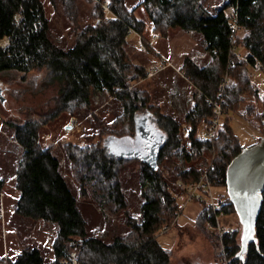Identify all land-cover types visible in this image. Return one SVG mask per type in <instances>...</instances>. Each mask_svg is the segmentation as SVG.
<instances>
[{
  "label": "trees",
  "instance_id": "1",
  "mask_svg": "<svg viewBox=\"0 0 264 264\" xmlns=\"http://www.w3.org/2000/svg\"><path fill=\"white\" fill-rule=\"evenodd\" d=\"M56 1L66 5L64 12L69 11L70 16L77 19V9L70 6L74 0H50L53 5ZM102 1L110 3L112 17H98L94 25L78 26L74 23L72 28L75 40L64 50L57 47L49 37V23L41 0H0V40L3 37L8 38L7 47H0V72L15 70L26 73L46 70L49 80L56 81L61 86L59 96L64 106L71 102L87 105L94 92L110 94L125 106L129 112V134L108 135L103 140L102 149L98 154L85 152L83 157L78 158L74 152H70V158L72 157L73 163L79 167L81 183H93L99 177L98 185L106 188L102 190L105 194L98 195L100 200L105 198L120 208H124V202L118 185L112 183L115 181L113 167L124 160L135 159L143 164L142 184H147L148 190L143 193L141 221L132 223L131 240H127L128 237H116L107 243L89 237L77 201L59 171L57 159L48 149L37 145L36 126L30 123L16 126L14 129L16 142L22 149L21 162L15 174L18 196L14 213L21 218L56 226L57 242L54 253L57 259L75 252L78 264H169L170 254L158 244L156 235L162 228L172 225L180 208L176 198L171 197L166 190L157 171L159 161L168 149L179 151L177 140H174L177 127L170 118H160L165 132L152 122L165 137L157 154L155 170L137 157L118 158L107 155L104 146L107 139H134L137 116L144 115L150 122L152 114L147 109L143 114L134 113L135 110L144 108V101L137 91L127 90L129 81L139 75L144 76L143 70L129 64L125 54L128 30L133 29L142 34V24L126 10L121 0ZM197 2L198 0H144L143 4L151 6L148 17L154 27L162 23L169 28L191 31L201 36L205 53L215 66L200 68L189 60L184 62V66L195 99L192 122L203 119L209 125L212 122L209 102L218 100L222 79H231L233 69L241 66L254 67L256 64H264V0H226L222 8L213 13L201 9ZM97 5L101 16L103 12L98 3ZM229 7L234 8L237 25L246 32L243 38V46L248 52L246 62L234 61L235 56L231 53L234 41L239 40H236L229 28L230 17L224 14V9ZM232 36L234 41H231ZM141 41L147 51H153L144 36ZM242 80L244 85L248 83L245 77ZM234 91L232 84L224 87V121H228L229 112H234L231 107ZM234 93L237 95L238 90ZM224 121L215 140L195 141L191 136L189 154H185L183 147L180 148V153L188 162L216 144L219 137L224 141V146L219 149L216 160L207 171L212 187H226L227 166L242 150L230 147L231 139L227 133L230 128L225 127ZM178 175L185 183H192L196 182L201 174L190 167L180 171ZM3 185L4 181L0 178V190ZM99 190L101 191L100 188ZM204 203H199L204 207L198 216L201 224L213 221L211 209ZM219 205L225 215L234 211L229 199L219 202ZM163 222L165 225H162ZM223 244L224 252L230 259L229 264H264V191L255 224L254 240L248 244L243 258H237L238 247L235 245L234 235L225 238ZM227 245H230V248ZM0 264L6 263L0 259ZM8 264L45 263L39 250L31 247L23 249Z\"/></svg>",
  "mask_w": 264,
  "mask_h": 264
},
{
  "label": "rangeland",
  "instance_id": "2",
  "mask_svg": "<svg viewBox=\"0 0 264 264\" xmlns=\"http://www.w3.org/2000/svg\"><path fill=\"white\" fill-rule=\"evenodd\" d=\"M121 1L126 10L142 24V34L134 31L125 38V54L129 64L144 71V76L139 75L129 81L127 86V90L137 91L144 101V108L134 113L143 114L146 109L149 110L152 114L150 122L164 132L166 130L162 128L160 118H170L177 127L174 140H177L179 151H166L159 161L157 174L170 196L176 198L180 212L169 228L164 227L158 231L156 240L161 248L169 252V264H229L230 259L224 252V241L219 236V230L212 228L208 222H199L198 216L204 207L199 203L185 202V192L177 184L178 180L188 184L179 178L178 173L190 167L199 174L207 172L216 160L219 149L224 146V141L219 137L216 144L188 162L180 153L183 147L185 154H189L191 136L195 141L204 140L200 135L208 128V123L203 119L192 122L195 99L184 62L189 60L200 68L215 64L205 54L200 35L169 28L162 23L154 27L148 17L151 6H144V0ZM225 2L198 0L197 4L207 13H213L222 8ZM41 3L49 23V37L57 47L64 50L75 40L72 28L74 23L78 26L94 25L98 17H112L111 12L99 16L96 0L71 2L72 9H77V19L71 17L69 11L64 12L67 6L61 2L56 1L53 5L50 0H41ZM231 12L232 7L224 9L227 17L231 16ZM143 36L153 51H147L144 47L141 41ZM245 36L246 32L241 28L235 34L239 41H234V47L239 58L248 56L243 46ZM7 45L8 38L3 37L0 47L6 48ZM239 58L236 56L234 61L241 62ZM162 61L172 67L147 78L146 69L151 65L159 66ZM47 74L44 69L26 73L15 70L0 72V87L5 91L4 102L0 103V178L4 181L0 190V259L6 264L14 260L23 249L31 247L39 250L45 264H60L62 260L57 259L54 253L57 242L54 224L21 218L14 213L18 196L15 174L22 155V149L15 139L16 126L28 123L36 126L37 145L48 149L57 159L59 171L77 201L89 237L107 243L116 237H128L127 240H131V225L141 221L143 193L148 190V185L142 184L144 166L135 159L118 162L112 171L115 179L112 183L118 185L124 208L105 198L100 200L98 195L105 194V187L98 185L99 177H95L97 183H81L79 167L71 160L70 152H74L78 158L83 157L85 152L98 154L108 135L129 134V112L114 96L103 92H94L87 105L71 102L64 106L59 96L61 86L56 81H50ZM243 77L248 80L246 85L242 83ZM224 81L225 86L234 85V92L238 90V93L235 95L233 92L231 96L234 112H229L228 121L221 118L218 131L224 121L225 127L230 128V131L226 128L231 139L230 147L248 148L263 135L264 64L233 69L231 79L224 77L221 82ZM133 152L137 154L135 150ZM210 196L215 204L229 199L226 187H211ZM218 223L220 232L228 231L234 235L238 256L242 224L237 214L235 211L230 212Z\"/></svg>",
  "mask_w": 264,
  "mask_h": 264
},
{
  "label": "water",
  "instance_id": "3",
  "mask_svg": "<svg viewBox=\"0 0 264 264\" xmlns=\"http://www.w3.org/2000/svg\"><path fill=\"white\" fill-rule=\"evenodd\" d=\"M3 102L0 87V103ZM262 127L263 135L259 141L253 146L243 148L226 169L227 195L242 224V240L237 256L239 259L245 254L248 244L254 240L255 224L264 191V117ZM135 128L134 139H107L104 144L107 155L118 158L138 156L137 158L155 170L157 154L165 137L144 115L137 116Z\"/></svg>",
  "mask_w": 264,
  "mask_h": 264
},
{
  "label": "built area",
  "instance_id": "4",
  "mask_svg": "<svg viewBox=\"0 0 264 264\" xmlns=\"http://www.w3.org/2000/svg\"><path fill=\"white\" fill-rule=\"evenodd\" d=\"M96 2L99 4L100 9L103 13H110L111 12V5L108 1H102V0H96ZM230 30L232 31L233 35L236 34V32L240 29L239 26L237 25V20L235 16V11L234 8H232V12L230 14ZM131 32H134L133 29H129L127 32V35L130 34ZM231 41H234V38L232 36ZM233 43V42H232ZM235 47H231V53L236 57L239 58L238 54H236ZM207 55V53H205ZM241 62H246L247 61V55L242 56V58H239ZM168 67H172L170 64H166V62L162 61L160 62L159 66L157 65H151L146 69V76L148 77H153L156 75L159 71L165 70ZM225 82H220L219 84V96L218 100L209 102L211 109H212V122L208 125V128L203 132L202 135H200L201 138L206 139V140H214L216 137V134L218 132V127L219 123L221 121V118L223 117V112H222V103H223V92H224V87H225ZM191 99V98H190ZM177 184L179 187L182 188L183 192H185V202L190 203V202H195V203H200V202H207V205L211 209V214L213 217V221L209 222V225L212 228L218 229L219 230V236L222 238V241H224L225 238H231L233 235L232 233L225 231V232H220V227H219V220L224 217L225 213L223 210H221L219 204H215L210 196V191H211V183L208 179L207 172L204 174H201L199 179L196 182L188 183V184H183L180 180L177 181ZM224 243V242H223ZM224 245V244H223ZM228 248H230V245H227ZM225 247V245H224ZM60 264H78L77 257L75 252H70L66 256L62 257V260L60 261Z\"/></svg>",
  "mask_w": 264,
  "mask_h": 264
},
{
  "label": "flooded vegetation",
  "instance_id": "5",
  "mask_svg": "<svg viewBox=\"0 0 264 264\" xmlns=\"http://www.w3.org/2000/svg\"><path fill=\"white\" fill-rule=\"evenodd\" d=\"M4 93H5V91H4L3 88H2V96H3Z\"/></svg>",
  "mask_w": 264,
  "mask_h": 264
},
{
  "label": "snow or ice",
  "instance_id": "6",
  "mask_svg": "<svg viewBox=\"0 0 264 264\" xmlns=\"http://www.w3.org/2000/svg\"><path fill=\"white\" fill-rule=\"evenodd\" d=\"M247 237H245V239H246Z\"/></svg>",
  "mask_w": 264,
  "mask_h": 264
}]
</instances>
